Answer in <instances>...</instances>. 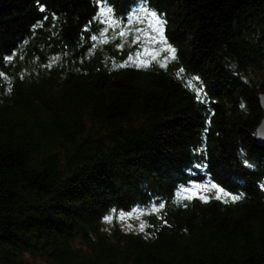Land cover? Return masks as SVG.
Returning <instances> with one entry per match:
<instances>
[{
  "label": "trees",
  "instance_id": "obj_1",
  "mask_svg": "<svg viewBox=\"0 0 264 264\" xmlns=\"http://www.w3.org/2000/svg\"><path fill=\"white\" fill-rule=\"evenodd\" d=\"M41 2L0 0V264H264V0ZM101 3L163 14L177 59L89 39ZM213 183L240 199L181 191Z\"/></svg>",
  "mask_w": 264,
  "mask_h": 264
},
{
  "label": "snow or ice",
  "instance_id": "obj_2",
  "mask_svg": "<svg viewBox=\"0 0 264 264\" xmlns=\"http://www.w3.org/2000/svg\"><path fill=\"white\" fill-rule=\"evenodd\" d=\"M133 3L136 2V0H132ZM37 3V10L40 13H44L46 11L45 4L41 2V0H36ZM53 19H55V16L53 15ZM95 20H97L98 23L102 24L103 27L98 30V35H91L90 30L88 26L85 27L84 31L86 33H89V39L92 41L97 40L98 38H101L102 43H109V31L111 30L112 33V39H120L122 42L120 44L116 45L117 49H122L124 47V43L126 42L127 37H131V44L136 45L137 47L143 45V48L141 51L137 52L136 56L133 57L131 54L128 57V61L133 64L134 67L137 68H148L153 63L156 62V58L161 56V51L158 50L157 46L163 45L162 52L164 60H176V52L177 49L173 47L172 44L168 43L167 37L165 36V25L167 23L166 19L163 18V14L158 13L156 10H149L147 6H145L143 3H140L137 10L132 11L131 14L127 15L126 17H116L114 9L110 6L101 3L99 7V15L97 17H94ZM135 21L138 25H141L139 27H132V23ZM91 23V21L89 22ZM40 21H37L36 24L33 25V28L39 26ZM146 25V26H145ZM117 29H119L117 31ZM15 56V51H11L10 54L3 55L0 54V60H3L5 62L11 61L13 57ZM121 67L125 66L124 64L120 65ZM161 67H164V64H160ZM45 67H51V65H45ZM181 72L183 69L180 70ZM3 73H0V76H2ZM199 79V78H197ZM199 98V97H198ZM241 107H244L242 105ZM245 165L247 167H252L251 164L247 163V160L245 159ZM195 167H203V165L197 164ZM201 187L214 189L216 192L215 199L221 200L222 197H228L233 202L240 199L239 195H234L232 193L226 192V190L222 187H220L217 184H211L201 186L199 184H193L192 188L183 187L181 191L184 193H190V195H187L185 198L188 200H191L193 196H198L200 200H203L204 202H207L208 200L212 199V196H206L203 194H200ZM227 202V201H225ZM166 207V204L164 202H157L152 204L151 211L147 214H155L156 212L164 209ZM116 211V210H111ZM136 209H133L132 211L124 212L120 211L119 214L115 217L116 222L119 223L121 219L124 217H128L129 219L133 218V212H135ZM161 219H163L161 217ZM102 220L105 222H111L113 220L112 215H104L102 217ZM165 224L167 221H163ZM147 226L146 222L142 221L138 226V230L143 232L145 227ZM124 230H133L131 224L122 225Z\"/></svg>",
  "mask_w": 264,
  "mask_h": 264
},
{
  "label": "rangeland",
  "instance_id": "obj_3",
  "mask_svg": "<svg viewBox=\"0 0 264 264\" xmlns=\"http://www.w3.org/2000/svg\"><path fill=\"white\" fill-rule=\"evenodd\" d=\"M142 48H143V45H141V49ZM157 48H158V50L161 51V54H162L163 45H159V46H157ZM160 58H161V56L160 57H157L156 60H159ZM110 215L113 216V220L111 222H105L104 228L107 231H110L111 227L113 226L112 222L115 219V216L113 214H110ZM140 223H141L140 215L138 213H135V214H133V218L129 219L128 217H124L123 219H121L119 221L118 224L122 228L123 231H139L138 228H137V226ZM126 224H131L133 230H124V228L122 227V225H126ZM31 262H32V264H49L48 261H46L45 259H42V258H32L31 259Z\"/></svg>",
  "mask_w": 264,
  "mask_h": 264
},
{
  "label": "water",
  "instance_id": "obj_4",
  "mask_svg": "<svg viewBox=\"0 0 264 264\" xmlns=\"http://www.w3.org/2000/svg\"><path fill=\"white\" fill-rule=\"evenodd\" d=\"M260 102L262 109L264 111V92L260 93ZM257 142L260 146H264V117L257 129Z\"/></svg>",
  "mask_w": 264,
  "mask_h": 264
}]
</instances>
